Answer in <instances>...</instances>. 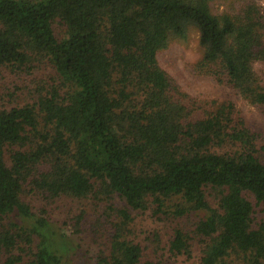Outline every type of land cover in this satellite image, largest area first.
<instances>
[{
    "label": "trees",
    "instance_id": "1",
    "mask_svg": "<svg viewBox=\"0 0 264 264\" xmlns=\"http://www.w3.org/2000/svg\"><path fill=\"white\" fill-rule=\"evenodd\" d=\"M217 1L0 0V76L25 83L0 96V264H153L133 212L195 219L172 256L264 264V145L234 100L200 99L159 63L195 28L198 74L264 115V6ZM41 65L54 81L32 89ZM32 196L89 200L97 217L82 210L69 234ZM76 234L105 242L88 259Z\"/></svg>",
    "mask_w": 264,
    "mask_h": 264
},
{
    "label": "rangeland",
    "instance_id": "2",
    "mask_svg": "<svg viewBox=\"0 0 264 264\" xmlns=\"http://www.w3.org/2000/svg\"><path fill=\"white\" fill-rule=\"evenodd\" d=\"M257 3L264 6V0H255ZM240 3H235L236 7H239ZM227 3L225 0H218L213 5L214 13L218 14L225 10ZM56 28L58 34H61L59 29ZM202 50L199 45V33L195 28H192L188 34L186 40H172L169 46L160 52L159 63L161 67L173 77L177 83L188 93L199 97L200 99L216 101V102H227L228 100H234L237 103V107L243 112L246 117L249 127L257 135V144L259 146L264 145V115L255 107L250 105L248 102L241 100L237 97L229 88L224 86H219L213 80L205 78L198 74L196 66L202 57ZM44 64V63H43ZM47 65H41L36 69V71L31 74V76L25 75L29 79H26V83H29L32 89H36L38 85L30 84V79L35 80V76L41 80H45L44 85H50L54 81L55 75L52 71H48ZM0 76V96L7 93L9 90L12 92L16 85L24 87L25 83L20 82L15 75L6 72ZM41 84V83H40ZM2 93V94H1ZM6 101L9 98H4ZM8 156V152H7ZM31 203V207L34 209L37 215L46 216L57 222L60 228L65 232L71 234L76 230L74 222L78 214L87 209L91 213L90 221L96 219V214L94 211L89 209V200H80L76 198H66L56 200H47L44 197H31L28 199ZM211 204H214L215 200L213 198L209 199ZM115 203L118 207H125L126 203L121 198H115ZM105 207V205H104ZM44 210V211H42ZM103 210H100L98 217L103 215ZM136 219V234L135 239L142 241V244L146 250L145 261H150L153 264H200V247L193 249L191 256H172L165 249L169 240L171 239L174 228L177 227L178 223L182 227L192 230L194 228L195 219L183 218L182 220H173V218H168L162 216L161 219L153 217L151 212L148 213H137L133 212ZM3 224H7L5 221ZM156 234L161 236V249L156 254V244L154 239ZM82 245V250L80 254L88 259H90L97 251L102 249V244L105 242L100 241L96 243L88 234L74 235ZM166 250V251H164ZM20 254L16 252L15 255ZM28 258L25 259V261ZM80 258L78 261L83 264ZM4 260V257H3ZM74 258V262H78ZM232 264H238L237 261H233Z\"/></svg>",
    "mask_w": 264,
    "mask_h": 264
}]
</instances>
